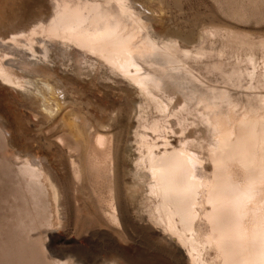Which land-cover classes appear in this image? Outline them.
Returning <instances> with one entry per match:
<instances>
[{
    "label": "rangeland",
    "instance_id": "obj_1",
    "mask_svg": "<svg viewBox=\"0 0 264 264\" xmlns=\"http://www.w3.org/2000/svg\"><path fill=\"white\" fill-rule=\"evenodd\" d=\"M126 1L153 37L147 34L159 43L171 42L183 70L193 71L200 81L166 66L156 54L138 61L158 78L164 90L160 96L171 100L170 112L178 110L187 97L185 135L197 139L203 158L207 157L212 134L197 102L202 95L207 98L206 87L227 92L238 110L252 102L247 73H264V0ZM54 8V0H0V45L37 23H46ZM50 44L45 58L38 47L35 58L28 53L24 58L18 53L4 58L26 69L21 76L28 85L25 90H13L0 84V264H46L43 259L59 264H190L149 219L152 205L145 180L136 178L134 166L129 172L124 167L125 160L138 157L136 131L155 139L151 131L143 130L155 120L165 121V137L177 146L176 117L161 119L103 60L76 47ZM1 46L0 51L5 49ZM182 51L189 55L183 57ZM98 134L106 137L109 156L96 148ZM27 161L42 174L48 204L44 221L35 220L34 228H29L31 240L22 232L24 228H18L23 215L17 200L20 190L10 171ZM205 171L207 175L212 171L207 161ZM200 225L202 233L205 225ZM202 252L206 264L217 262L214 249Z\"/></svg>",
    "mask_w": 264,
    "mask_h": 264
},
{
    "label": "bare ground",
    "instance_id": "obj_2",
    "mask_svg": "<svg viewBox=\"0 0 264 264\" xmlns=\"http://www.w3.org/2000/svg\"><path fill=\"white\" fill-rule=\"evenodd\" d=\"M54 2V12L46 23H37L27 33L20 32L9 38L7 43H1L3 46H0L5 49L0 51L3 54L0 56V84L13 90H25L28 82L23 81L21 73L23 70L26 73V69L19 68L20 64L12 65V58L10 64L4 58L8 53H11L10 56L22 54L23 58L28 53L34 57L37 47L42 50L45 58L47 53H50L48 52L51 48L48 47L50 42L60 45L57 47H76L103 60L126 80L131 90L135 89L153 106L161 119L176 117L180 137L177 146H173L165 137L167 131L165 121L159 123L155 120L150 126H143V130L151 131L155 139L146 133L136 131L134 134L138 157L124 162L128 172L133 171L131 168L134 166V175L145 180V193L152 205L149 219L155 227L161 234L167 235L168 240L176 245L190 264H206L201 258V252L208 248L209 251L214 249L217 252L218 260L215 264H264L263 71L259 76H256L254 70L247 73L250 84L248 89L254 94L252 102L242 110L237 109V105L230 100L227 92L216 93L214 88L206 87L207 98L202 95V99L197 102L205 111L204 119L212 134L211 143L207 147V157L204 159L197 139L185 135L184 113L189 112L185 101L187 97L181 102L182 106H178V110L170 112L171 100L165 101L160 96L164 90L158 78L152 72L144 70L138 62L156 54L161 56L166 61V66L171 69L183 70L184 64L177 56L178 50L174 45L171 42L167 44L154 41L150 37L153 35L149 34L146 25L126 0H54ZM256 48L258 49L257 46ZM181 53L183 57L189 55L187 51ZM252 61H249V64L254 66ZM26 62L24 61L28 65ZM183 71L190 79L200 83L192 74L193 71L186 69ZM214 71L216 73L217 70ZM199 90L198 96L201 97ZM159 139L161 143H158ZM94 144L104 155H110L106 150L107 139L103 134L96 135ZM130 157H133V154H130ZM206 161L212 167L209 175L205 173ZM10 171L15 174L19 185L17 189L20 190V197L17 200L21 201L23 215L18 228H24L22 232L31 240L29 228H34L35 220L42 223L48 214L42 174L29 161L12 167ZM55 194L54 191V196ZM114 207L111 210V217L115 221L117 213ZM200 224L205 225L202 233ZM36 249H39L37 244ZM43 261L46 264H59L48 259Z\"/></svg>",
    "mask_w": 264,
    "mask_h": 264
}]
</instances>
